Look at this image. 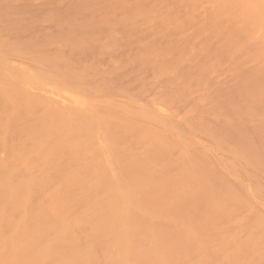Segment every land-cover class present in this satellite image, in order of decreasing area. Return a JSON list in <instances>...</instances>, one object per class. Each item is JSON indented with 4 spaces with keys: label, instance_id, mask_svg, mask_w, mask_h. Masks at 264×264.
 Segmentation results:
<instances>
[{
    "label": "bare ground",
    "instance_id": "6f19581e",
    "mask_svg": "<svg viewBox=\"0 0 264 264\" xmlns=\"http://www.w3.org/2000/svg\"><path fill=\"white\" fill-rule=\"evenodd\" d=\"M0 264H264V0H0Z\"/></svg>",
    "mask_w": 264,
    "mask_h": 264
},
{
    "label": "rangeland",
    "instance_id": "374dc122",
    "mask_svg": "<svg viewBox=\"0 0 264 264\" xmlns=\"http://www.w3.org/2000/svg\"><path fill=\"white\" fill-rule=\"evenodd\" d=\"M54 46H52V48H53Z\"/></svg>",
    "mask_w": 264,
    "mask_h": 264
}]
</instances>
